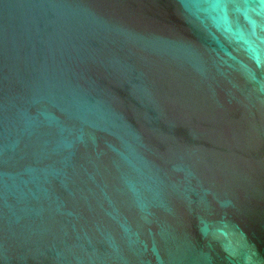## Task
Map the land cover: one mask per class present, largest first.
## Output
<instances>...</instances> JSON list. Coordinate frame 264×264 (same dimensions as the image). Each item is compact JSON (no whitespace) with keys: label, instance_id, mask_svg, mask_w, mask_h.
<instances>
[{"label":"water","instance_id":"1","mask_svg":"<svg viewBox=\"0 0 264 264\" xmlns=\"http://www.w3.org/2000/svg\"><path fill=\"white\" fill-rule=\"evenodd\" d=\"M0 264H264V0H0Z\"/></svg>","mask_w":264,"mask_h":264}]
</instances>
